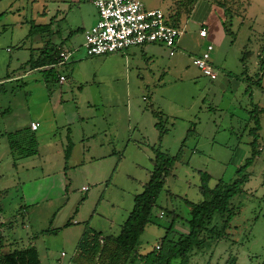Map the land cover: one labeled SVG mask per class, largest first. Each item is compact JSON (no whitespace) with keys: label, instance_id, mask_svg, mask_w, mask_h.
I'll use <instances>...</instances> for the list:
<instances>
[{"label":"rangeland","instance_id":"374dc122","mask_svg":"<svg viewBox=\"0 0 264 264\" xmlns=\"http://www.w3.org/2000/svg\"><path fill=\"white\" fill-rule=\"evenodd\" d=\"M140 1L164 13L175 4ZM201 1L195 19L181 22L173 56L152 43L89 58L81 28L98 17L90 0H0L2 253L34 246L41 264H73L86 226L118 235L134 196L149 180L157 149L180 157L138 240L139 256L159 245L170 227L174 239L188 232L186 201L204 200L201 174L209 176L210 189L238 178L237 170L251 156L252 112L264 108V0ZM214 1L237 15L229 26L232 34L224 32L223 11ZM209 2L217 12L207 16ZM206 16L209 36L202 38L199 21ZM49 43L74 52L67 64L52 68L53 76L45 75L48 66L25 65ZM208 45L214 80L192 59ZM257 115L259 155L246 170L242 192L231 200L239 211L227 231L230 237L187 264H222L229 255L238 264L264 262V113ZM31 123H38V153L13 157L7 134ZM68 137L72 150L65 161Z\"/></svg>","mask_w":264,"mask_h":264},{"label":"trees","instance_id":"16d2710c","mask_svg":"<svg viewBox=\"0 0 264 264\" xmlns=\"http://www.w3.org/2000/svg\"><path fill=\"white\" fill-rule=\"evenodd\" d=\"M199 1L201 0H175V4L170 8L171 11L164 13L167 24L179 28L181 19H187ZM215 5L223 11L222 27L224 32L232 34L229 26H231L232 18L237 15H232L231 10L226 7L224 2L220 3L216 1ZM39 29L42 30L43 27ZM62 51V45H52L49 43L40 50L35 60L30 59L25 65H29L32 69L48 66L50 69L44 71V73L46 76H53L55 70L50 66L57 63L58 56ZM2 87L3 84H0V88ZM257 112L259 114L264 113V108L254 109L252 112V115L254 113L256 115H251V119L254 120L255 125L249 132L253 137L251 156L237 170L238 178L227 185L222 184L220 181L214 188L210 189L207 186L209 176L205 173L201 174L200 191L204 200L200 203L186 201L190 208V218L186 221L188 225V232L186 234L179 235L177 239H174L170 236L172 234L170 227L160 240L159 245H157L159 246L158 249L155 247L145 256H139L136 251L140 236L151 222L152 210L163 191L165 177L169 174L174 164L179 161L180 157V154L170 157L157 149L155 150L153 169L149 180L144 186L142 193L134 196L132 210L122 224L120 233L116 236H102L101 233L86 226L75 248L71 259L72 263L171 264V261L179 260V264H187L189 259L196 253L202 252L204 249L219 243L223 239H228L230 234L227 231L230 223L239 211L238 206L231 205V200L242 192V185L248 179L246 170L259 155L257 140L260 126ZM155 117L158 118L159 115L155 114ZM156 128L159 130V139H161L164 135L161 123L156 124ZM7 140L10 153L13 157L26 158L38 153L36 137L31 129L7 134ZM71 150L72 144L68 137V144L64 155L65 161L69 159ZM214 220L217 221L216 224L213 223ZM2 225L0 223V228ZM217 225H220V227ZM0 264H41V262L36 247L29 246L8 253L0 251ZM222 264H238L237 258L229 255Z\"/></svg>","mask_w":264,"mask_h":264},{"label":"built area","instance_id":"2783aa9c","mask_svg":"<svg viewBox=\"0 0 264 264\" xmlns=\"http://www.w3.org/2000/svg\"><path fill=\"white\" fill-rule=\"evenodd\" d=\"M90 2L97 9L98 17L95 25L84 34L82 47L86 57L107 56L152 43L164 45L169 50V56L174 55L183 31L168 25L162 10L146 9L140 0H90ZM199 36L207 38V30L201 28ZM212 50V46L208 45L200 56L192 59L193 64L204 76L214 80L216 74L212 72L209 64ZM73 54V51H62L57 63L50 67L64 66ZM58 81L62 83L65 77L60 75ZM30 129L36 131L38 124L31 123ZM82 190L86 191L87 188Z\"/></svg>","mask_w":264,"mask_h":264},{"label":"crops","instance_id":"0c3cea01","mask_svg":"<svg viewBox=\"0 0 264 264\" xmlns=\"http://www.w3.org/2000/svg\"><path fill=\"white\" fill-rule=\"evenodd\" d=\"M202 6V1H199L195 6H194V9H193V11H192V13L190 14V16L186 19V20H189V21H191V20H194L195 19V11H196V9H197V7H201ZM205 7H207L206 9H207V16L210 14V13H212V11H216L214 8H213V6L212 5H210V4H206V6ZM217 12V11H216ZM207 16H206V18H207ZM206 18H204V19H200V20H202V21H199L200 22V28H205L206 30H208V18L206 19ZM96 21H97V19H96ZM96 21L93 23V25L92 26H94L95 25V23H96ZM182 21H184V18H182L181 19V22ZM188 22V21H187ZM181 25V24H180ZM92 26H90L88 29H84V28H81V31L83 32V34H85V32L86 31H88ZM180 28V27H179ZM208 32V31H207ZM209 36V35H208ZM207 36V37H208ZM213 51V50H212ZM64 82V81H63ZM62 82V83H63ZM60 83V82H59ZM62 83H60V84H62ZM38 124V123H37ZM25 129H30V127L29 128H25ZM37 131V130H36ZM36 131H32L33 133H34V135H35V132ZM36 137V136H35ZM37 141V140H36ZM84 191V190H83ZM87 191V190H86ZM77 211V210H76ZM68 223H70V222H68ZM99 233H101V232H99ZM102 234V233H101ZM102 236H105V235H103L102 234Z\"/></svg>","mask_w":264,"mask_h":264}]
</instances>
